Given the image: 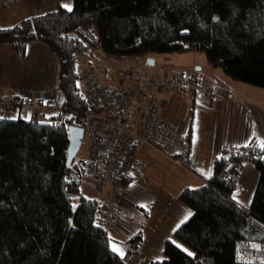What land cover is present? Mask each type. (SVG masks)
Returning a JSON list of instances; mask_svg holds the SVG:
<instances>
[{
    "label": "trees",
    "instance_id": "1",
    "mask_svg": "<svg viewBox=\"0 0 264 264\" xmlns=\"http://www.w3.org/2000/svg\"><path fill=\"white\" fill-rule=\"evenodd\" d=\"M72 9L58 6L0 28V43L20 58L33 41L53 52L63 94L41 121L23 113L0 120V264H126L94 223L97 197L82 192L85 157L77 152L67 163L68 126L84 123L82 66L99 56L201 52L210 68L264 89V0H72ZM246 161L258 172L248 209L231 197L236 179L224 177L228 164L239 169ZM211 173L202 186L179 191L192 215L165 240L164 258L148 264H264V150L256 142L226 148ZM141 242V233L128 240L134 249Z\"/></svg>",
    "mask_w": 264,
    "mask_h": 264
},
{
    "label": "crops",
    "instance_id": "2",
    "mask_svg": "<svg viewBox=\"0 0 264 264\" xmlns=\"http://www.w3.org/2000/svg\"><path fill=\"white\" fill-rule=\"evenodd\" d=\"M62 3L72 6V0H13L0 5V28L13 27L28 17L54 10ZM195 74L202 84H214L217 94L206 98L197 92L193 96L188 87L154 92L162 115L178 129L179 146H187L186 166L176 165L150 147L140 148L137 157L143 170L132 174L129 181L121 185L116 211L118 228L107 234L124 253L130 250L142 253L143 264L164 257L165 240L173 239V229L188 212L192 213L178 200L179 191L205 184L207 172H212L213 161L222 156L224 149L242 148L245 144H259L264 140V103L260 102L263 99L250 98L254 89L231 87L230 81L226 82L227 79L220 75ZM57 75V58L45 44L28 43L24 57L20 58L8 43H0V93L22 101L44 99L50 109H56L63 100L62 92L56 87ZM168 75L161 71L154 77ZM221 80L226 82L225 87L219 83ZM57 102L59 105L55 106ZM47 111L43 114L49 115ZM25 113L28 115L27 111ZM85 179L89 181L86 190L93 196L85 195L96 197L93 180L86 176ZM257 180L258 172L253 163L246 161L238 169L232 199L235 194L233 200L248 209ZM136 233H141L142 242L134 249L128 240Z\"/></svg>",
    "mask_w": 264,
    "mask_h": 264
},
{
    "label": "built area",
    "instance_id": "3",
    "mask_svg": "<svg viewBox=\"0 0 264 264\" xmlns=\"http://www.w3.org/2000/svg\"><path fill=\"white\" fill-rule=\"evenodd\" d=\"M13 0H0L5 5ZM80 95L84 102L83 138L87 144L85 175L93 180L96 193L94 223L106 234L118 228L116 213L121 197V181L143 170L137 153L150 147L178 166H186L188 150L179 146L175 124L161 113L155 91H176L184 87L194 96L200 92L210 98L217 94L214 84H202L195 73L181 72L167 77L149 76L142 70H121L114 85L103 86L94 65L79 69ZM0 93V117L11 119L27 111V118L38 122L50 105L44 99L22 101ZM57 109V108H56ZM30 117V118H29ZM62 120L55 119L54 126ZM238 169L228 164L227 182L236 179ZM144 255L130 250L122 259L126 264H143Z\"/></svg>",
    "mask_w": 264,
    "mask_h": 264
},
{
    "label": "rangeland",
    "instance_id": "4",
    "mask_svg": "<svg viewBox=\"0 0 264 264\" xmlns=\"http://www.w3.org/2000/svg\"><path fill=\"white\" fill-rule=\"evenodd\" d=\"M146 57L153 59L154 64L147 65L145 61ZM146 57L140 56L131 59L104 60L99 56L93 60L94 62L93 65L96 67L99 81L103 86H109L112 85L113 83L115 84V82H117L118 80L120 71L124 69L142 70L149 76H154L160 73L161 71H164L165 73L169 74L168 76L176 75L181 72H189V73L193 72L201 76H207V74L210 73L224 77L225 79H227L225 80L226 82L230 81L229 83L231 84V87H234L232 85H237L236 87L238 88L247 87V89H254L253 92L250 93V98H254L257 100L263 99V101L260 102L264 103V89L249 84H245L243 82L234 81L228 76H226L220 69L212 70L207 65L206 57L204 53L192 52V51L181 52V53H156V54H150ZM213 79H215V81L218 82V79L216 78ZM226 82L224 83L226 84ZM219 83H223L222 80L221 82L219 81ZM219 83L218 86L220 87ZM224 83L223 86L225 87ZM36 88H39L40 90L42 89V87H36ZM57 105H59V102L55 104V106ZM53 111H54L53 109H49L47 111V114L50 115L53 113ZM22 116L24 118H27V114L24 112ZM86 153H87V144L85 139H82V143L78 150V154L85 157ZM139 155H141V152L139 153ZM83 180L84 181L82 183V192L88 196H93V194L88 193V191L86 190L89 181L85 178ZM93 190L94 192H96L94 189V185H93ZM178 244L181 246L182 249H187L189 252L192 253V251L188 247L184 246L181 243Z\"/></svg>",
    "mask_w": 264,
    "mask_h": 264
},
{
    "label": "water",
    "instance_id": "5",
    "mask_svg": "<svg viewBox=\"0 0 264 264\" xmlns=\"http://www.w3.org/2000/svg\"><path fill=\"white\" fill-rule=\"evenodd\" d=\"M147 65H153L154 60L151 58L146 59ZM68 134H69V145L67 149V163L70 164L75 155L77 154L83 138V128L76 125L68 126Z\"/></svg>",
    "mask_w": 264,
    "mask_h": 264
},
{
    "label": "snow or ice",
    "instance_id": "6",
    "mask_svg": "<svg viewBox=\"0 0 264 264\" xmlns=\"http://www.w3.org/2000/svg\"><path fill=\"white\" fill-rule=\"evenodd\" d=\"M61 7L65 8L68 12H71L73 9H72V6L70 3H62ZM215 19V18H214ZM79 87V85H77ZM17 117L13 116L11 117V119H16ZM30 118V117H29ZM4 117H0V120H3ZM194 142H195V137L193 138ZM245 147H247L248 145L245 144L244 145ZM259 146L261 147L262 150H264V140L260 141L259 142ZM212 175L211 173V170H209L207 172V177L210 178ZM233 199L235 200L236 199V195L234 194L233 195ZM141 207H146L145 205H141ZM75 208V206H74ZM192 215L191 212H188L187 215H185V217L183 218V220H181L177 225H176V228L173 229V231H175L176 229H178L184 222H186L189 217ZM173 243H175V241H173ZM109 244H110V247H111V251L114 253V254H117L120 256L121 259H123L125 253L123 251V249L119 248L116 244H114L111 239L109 240ZM176 247L178 248H181V246L179 244H176ZM183 251H185L187 253V255L191 256L193 255V253L189 252L187 249H182Z\"/></svg>",
    "mask_w": 264,
    "mask_h": 264
}]
</instances>
